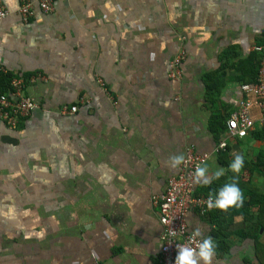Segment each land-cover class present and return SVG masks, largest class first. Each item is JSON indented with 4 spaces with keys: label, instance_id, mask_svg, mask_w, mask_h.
I'll return each instance as SVG.
<instances>
[{
    "label": "crops",
    "instance_id": "crops-1",
    "mask_svg": "<svg viewBox=\"0 0 264 264\" xmlns=\"http://www.w3.org/2000/svg\"><path fill=\"white\" fill-rule=\"evenodd\" d=\"M3 2L0 69L38 108L17 130L0 119V264H158L154 202L189 148L208 156L197 196L234 183L242 197L186 215L215 242L209 264H264V133L226 126L244 98L260 117L234 62L264 43V0H55L27 24L19 0Z\"/></svg>",
    "mask_w": 264,
    "mask_h": 264
},
{
    "label": "built area",
    "instance_id": "built-area-1",
    "mask_svg": "<svg viewBox=\"0 0 264 264\" xmlns=\"http://www.w3.org/2000/svg\"><path fill=\"white\" fill-rule=\"evenodd\" d=\"M55 0H19L17 13L24 23H29L34 17L36 10L45 14L53 12ZM10 15L3 0H0V22ZM253 51L261 56L260 69L257 81L254 83L241 84V91L246 96H252L256 100L259 110V120L252 117L251 111L253 102L250 98L240 101L238 109L233 112L226 122L227 134L231 138L244 139L256 125L264 130V43L255 45ZM184 59L181 52L169 65V76L178 77L179 66ZM4 73L0 69V75ZM12 91L4 94L0 91V119L12 130H17L20 124L31 116L38 108L34 98L27 96L24 91L22 79L11 80ZM77 107H63L62 115H75ZM227 144L221 143L218 152H224ZM208 156L198 154L189 148L179 165V172L176 176L168 179L165 192L154 202L159 207V216L162 229L161 252L158 264H174L179 247H191L194 251L202 238L189 232L186 225V215L190 211H196L201 215H208L215 204V200L209 197H201L195 194L193 184L194 171L197 165L204 166Z\"/></svg>",
    "mask_w": 264,
    "mask_h": 264
},
{
    "label": "clouds",
    "instance_id": "clouds-1",
    "mask_svg": "<svg viewBox=\"0 0 264 264\" xmlns=\"http://www.w3.org/2000/svg\"><path fill=\"white\" fill-rule=\"evenodd\" d=\"M182 160L180 155L170 157V166L175 168ZM243 158L240 155L234 157V161L229 165L232 171L238 172L242 166ZM207 166L197 165L194 171V185H207L209 177L206 175ZM221 173L217 171L214 177H218ZM242 197L238 187L232 184H225L217 193L215 206L220 210L228 208H239L241 205ZM193 235L200 236V229L192 230ZM215 248V242L211 237L204 236L199 244L198 249L193 250L191 247H179L178 254L175 257L174 264H197V260L203 264H209L210 258Z\"/></svg>",
    "mask_w": 264,
    "mask_h": 264
},
{
    "label": "trees",
    "instance_id": "trees-1",
    "mask_svg": "<svg viewBox=\"0 0 264 264\" xmlns=\"http://www.w3.org/2000/svg\"><path fill=\"white\" fill-rule=\"evenodd\" d=\"M259 45V44H257ZM235 54L233 53L232 50H230V60L232 57H234ZM229 58L227 57V54H224L223 58ZM235 58V57H234ZM260 60H261V56L256 53L253 52L248 58L243 59V60H239V61H235L234 62V67L236 69H239L240 71H244L243 74L241 75L242 84H248L249 83H254L257 81L258 78V73H259V69H260ZM11 78L10 75L8 76V74L6 73H2L0 75V91L4 94H8V90H12L11 88ZM10 87V88H9ZM262 130V133H264V130ZM224 155V153L222 152L220 154V156ZM262 223V222H261ZM263 226V224H262ZM213 237H215V240L217 237H219V235L215 234L213 235ZM222 242H219L218 247L219 248H224V245L226 244L225 242H223V240H221Z\"/></svg>",
    "mask_w": 264,
    "mask_h": 264
},
{
    "label": "rangeland",
    "instance_id": "rangeland-1",
    "mask_svg": "<svg viewBox=\"0 0 264 264\" xmlns=\"http://www.w3.org/2000/svg\"><path fill=\"white\" fill-rule=\"evenodd\" d=\"M158 210H159V207L157 206ZM160 212V211H159ZM160 224H161V221H160ZM162 226V225H161ZM163 229V227H162ZM161 236H162V233H161ZM161 236H160V241H161Z\"/></svg>",
    "mask_w": 264,
    "mask_h": 264
}]
</instances>
